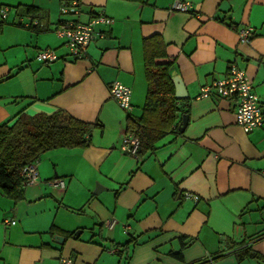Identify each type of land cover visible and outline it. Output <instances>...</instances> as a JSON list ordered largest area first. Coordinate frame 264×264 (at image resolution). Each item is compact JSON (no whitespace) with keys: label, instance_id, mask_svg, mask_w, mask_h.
I'll list each match as a JSON object with an SVG mask.
<instances>
[{"label":"crops","instance_id":"obj_1","mask_svg":"<svg viewBox=\"0 0 264 264\" xmlns=\"http://www.w3.org/2000/svg\"><path fill=\"white\" fill-rule=\"evenodd\" d=\"M61 1L0 0L14 11L0 18V126L61 112L95 128L84 149L42 154L20 200L0 191V264H262L264 123L245 134L235 99L198 96L235 64L264 108V0H179L186 13L170 11L176 0H81L79 22L112 23L96 28L103 38L79 61L55 34L67 18ZM241 28L253 31L246 43ZM152 36L165 45L157 62L182 83L188 120L131 156L122 138L143 112V40ZM45 49L58 60L38 62ZM113 82L131 89V110L110 97ZM53 179L65 187L46 185ZM245 251L257 257L239 259Z\"/></svg>","mask_w":264,"mask_h":264},{"label":"trees","instance_id":"obj_2","mask_svg":"<svg viewBox=\"0 0 264 264\" xmlns=\"http://www.w3.org/2000/svg\"><path fill=\"white\" fill-rule=\"evenodd\" d=\"M29 12L31 10H28ZM165 57V45L159 36L143 40V65L147 82L146 100L138 119L128 118L126 134L138 139L137 156L153 150L156 141L171 130L177 132L182 117L187 115L186 100L175 98L170 76V63H159ZM181 103H186L180 105ZM95 125L84 123L61 112L52 115H19L12 126H0V191L8 198H22L21 171L31 162L54 149H84L90 144ZM256 258L245 251L239 255ZM213 261V260H212ZM207 263L205 261L203 264ZM202 264V263H201Z\"/></svg>","mask_w":264,"mask_h":264},{"label":"built area","instance_id":"obj_3","mask_svg":"<svg viewBox=\"0 0 264 264\" xmlns=\"http://www.w3.org/2000/svg\"><path fill=\"white\" fill-rule=\"evenodd\" d=\"M81 0H62L60 13L67 17L60 27L55 30L56 36L63 41V46L67 50L68 56L79 61L86 57L87 48L90 42L102 34L97 35L98 26H109L112 20L104 16L91 18L86 23L79 22L81 15ZM191 10V5L187 2L176 0L170 7V11L186 13ZM10 12L9 8L0 9V18L5 20ZM37 20H33L25 27H35ZM251 28H241L238 30L240 43L248 42L252 37ZM36 60L42 64H50L58 60L56 52L52 49L41 50L36 54ZM110 97L116 102L118 107L124 111L131 110V89L120 82H113L109 86ZM212 94L222 99H235L237 106L235 110V124L245 133L249 134L260 128L264 123V108L252 85L246 80L245 73L235 64L230 65L228 73L223 78L213 79L209 84L201 87L198 99L209 98ZM139 142L132 134H126L122 138V149L131 156H137ZM23 178L22 186L32 185L38 181V169L36 162L25 165L21 171ZM49 187L64 188L65 182L62 179H53L46 182ZM188 196V195H187ZM111 222L107 223V226ZM205 264H212V259L206 260ZM59 264H73L69 258L60 259ZM264 264V260L262 261Z\"/></svg>","mask_w":264,"mask_h":264},{"label":"water","instance_id":"obj_4","mask_svg":"<svg viewBox=\"0 0 264 264\" xmlns=\"http://www.w3.org/2000/svg\"><path fill=\"white\" fill-rule=\"evenodd\" d=\"M174 87H175V98L177 100H184L186 98V95L184 94L183 91V86L180 80L177 78H172ZM188 117L184 115L181 119V123L178 125V129L180 132H183L184 128L186 127Z\"/></svg>","mask_w":264,"mask_h":264},{"label":"rangeland","instance_id":"obj_5","mask_svg":"<svg viewBox=\"0 0 264 264\" xmlns=\"http://www.w3.org/2000/svg\"><path fill=\"white\" fill-rule=\"evenodd\" d=\"M13 13H14V11L11 9V10H10V14H13Z\"/></svg>","mask_w":264,"mask_h":264}]
</instances>
